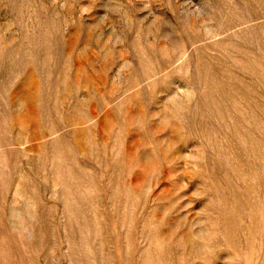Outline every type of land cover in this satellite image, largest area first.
Here are the masks:
<instances>
[{
  "label": "rangeland",
  "instance_id": "obj_1",
  "mask_svg": "<svg viewBox=\"0 0 264 264\" xmlns=\"http://www.w3.org/2000/svg\"><path fill=\"white\" fill-rule=\"evenodd\" d=\"M0 264H264V0H0Z\"/></svg>",
  "mask_w": 264,
  "mask_h": 264
}]
</instances>
